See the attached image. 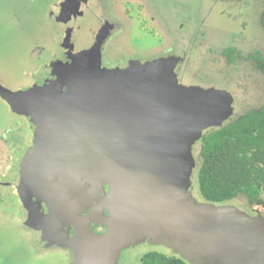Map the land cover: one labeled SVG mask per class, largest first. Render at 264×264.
Wrapping results in <instances>:
<instances>
[{
  "label": "rangeland",
  "instance_id": "374dc122",
  "mask_svg": "<svg viewBox=\"0 0 264 264\" xmlns=\"http://www.w3.org/2000/svg\"><path fill=\"white\" fill-rule=\"evenodd\" d=\"M71 1L0 0V87L17 89L31 84L33 78L36 80L41 78L40 97L43 100L46 97V105L50 108L46 110L40 106L36 110V117L40 121L53 118V113H50L52 111L56 113L63 110L66 101L62 99L63 97L75 103L79 97L86 95V82H80L84 75L67 66L66 58L57 54L47 63L51 54L56 52V31L52 15L63 10L64 4ZM101 2L113 13L116 10L124 18L128 29L126 37L119 39L123 43L122 47H113L116 43L112 41L104 57L100 50L97 51L98 81L101 85L99 89L92 91L93 96L106 90L108 81L115 75V70L118 72V69L130 65L158 60L163 67L173 72L175 83L185 87L196 86L197 66L198 78L203 85L217 83L218 87L207 88L226 90L232 95L234 119L250 110L264 107V73L261 70L256 71L250 62V56L257 54L256 50L261 51L263 55L261 57H264L263 0H101ZM146 3L158 4V10L170 23L180 41L181 33L175 29L176 25L187 26L185 14L192 15L190 17L198 26H194L195 31L190 32L191 36L194 35L193 46L196 49L187 45L180 49L181 46L178 47L177 43H170L172 38L170 31L163 42L159 41L158 35L151 36L141 32L139 22L142 19L138 22L136 14L138 11L146 14ZM154 9L157 10L155 7ZM147 18V16L143 18V23H147ZM79 23L82 30L77 33V49L85 47L87 36L85 27L87 19ZM188 24L190 30L191 22ZM183 32L186 34L185 39H188L189 34ZM164 33L166 34L165 31ZM227 47H233L237 51L234 54L236 61L231 65L227 64L222 53ZM39 51L40 58L35 60L34 57ZM178 52L189 54L180 75L178 68L182 64V56ZM123 59L126 60L120 63L119 61ZM80 84L83 85V91L79 90ZM89 90L91 91V87ZM57 103L61 109L56 108ZM19 109L18 113L24 115H30L28 112L35 111L34 108L25 105ZM9 114L6 105L0 100V130L7 125L8 128L14 129V117ZM47 115L49 117L46 118ZM38 125L34 128V150L37 155L23 159L18 175L7 179L9 184L0 180V264H141L140 257L157 247L171 251L175 257L190 264L176 250L175 241H181L180 238L174 237L170 232L155 233L146 225L139 224L133 216L134 223L129 221V228L125 230L120 223L121 219L114 217L103 207L104 203L100 197L93 203H87L86 196L85 199L83 196L80 199L72 196V186H67L55 172L62 164L56 166L53 163L54 157L51 152L49 155L39 152L43 150L39 147L43 144L41 139L46 138V134L38 135L41 126L38 128ZM11 136L13 133L9 138ZM153 137L151 134V138ZM79 150L78 153L74 152L71 158L72 162H75L72 172L75 175L81 173L86 166L84 152ZM193 155L196 165L190 177L191 193L198 201H204L198 192L196 179L200 164L198 143L193 147ZM5 178L3 179L6 180ZM12 186L16 192L21 193L20 205L17 204L16 198L19 195L9 191L12 190ZM105 191H108L106 187ZM223 205H232L250 215L264 216V210L260 206H251L243 195ZM69 207L76 208V211L70 212ZM86 211H88L86 217L79 215ZM57 218L69 220V223L75 226L78 224L79 235L71 239L67 233L55 232L54 229L59 225ZM97 224L104 226L105 232H97L93 228ZM116 229L119 230L118 237L111 240L110 236L116 233Z\"/></svg>",
  "mask_w": 264,
  "mask_h": 264
},
{
  "label": "water",
  "instance_id": "95a60500",
  "mask_svg": "<svg viewBox=\"0 0 264 264\" xmlns=\"http://www.w3.org/2000/svg\"><path fill=\"white\" fill-rule=\"evenodd\" d=\"M97 51L93 46L66 59L67 66L84 75L85 97L75 103L63 97L64 111L50 112L51 119L48 112L43 121L33 117L41 125L38 135L46 134L39 152H51L53 163L62 164L55 172L72 186V196H86L87 203L100 197L125 230L133 216L155 233L170 232L180 238L176 250L190 264H264L263 215L198 201L191 193L193 147L206 130L221 127L233 115L232 95L218 88L181 86L157 60L115 70L106 90L93 96L101 85ZM41 92L39 84L15 92L0 87L14 108L49 110ZM56 108L61 109L59 103ZM78 149L86 166L75 175L71 158ZM35 155L33 149L26 158Z\"/></svg>",
  "mask_w": 264,
  "mask_h": 264
},
{
  "label": "flooded vegetation",
  "instance_id": "af4514ba",
  "mask_svg": "<svg viewBox=\"0 0 264 264\" xmlns=\"http://www.w3.org/2000/svg\"><path fill=\"white\" fill-rule=\"evenodd\" d=\"M156 3V2H155ZM158 4H154V5H150V3H146L145 4V11L146 14L143 12L141 13L140 11L135 12V8H134V12L135 14L138 16V22L140 21V19L143 20L144 17H148V21L147 23H143V21L141 20V22H139V29L141 30V32H144L145 34L148 35H153V36H159L160 37V42H163V40L167 39L168 35V31H170V35H171V42L170 43H177L178 47H180V49L182 47H184L185 45H187L189 48L194 49L195 46H193V42H194V35L191 36L190 32L195 31L194 26L196 27L197 24L194 22V19L190 16V14L186 13L184 10V12L187 14H185V22L187 24V26L184 27L183 24L181 25H176V30L179 31L181 33V41L180 39L174 34L173 29L171 28L170 23H168V21L164 18L163 14H161V12L158 10ZM177 4H175L176 6ZM144 7V6H143ZM154 7L157 9L155 10ZM183 8V7H182ZM185 8V6H184ZM140 13V15H138ZM114 14V15H113ZM146 15V16H144ZM53 21L55 23V27H54V31H56V38H55V48H56V52L51 54V58H49L47 60L48 62H51V60L54 59L55 56H57V54H60L61 56H63L64 58L68 59L70 58L72 55H75L76 53L80 52V51H89L93 46H98L100 49V51L102 52V55L104 57V54L108 51L110 43H113L112 41H114L113 47L115 48H119L123 46V43L120 42V37H126V33H127V23H125L124 18L119 15L118 12H116V10H114V13L111 11V9H109V7L105 6L101 0H72L70 3H65L64 4V9L63 10H59L58 12L56 11V13H54L52 15ZM84 19H87V24L85 25L86 29H87V36H86V43H85V47L81 48V49H77V40H78V32L80 30H82L81 28V24L79 22L83 21ZM146 20V19H145ZM191 22L192 27L189 30L188 27V23ZM198 27V26H197ZM123 28L124 31L122 30ZM84 29V28H83ZM189 30V31H188ZM164 31L166 32V34L164 33ZM186 31L189 34V38L185 39L186 34L183 32ZM167 35V36H166ZM120 39V40H119ZM124 48V47H123ZM227 48H233V47H227ZM226 48V49H227ZM179 49V50H180ZM196 49V48H195ZM234 49V54H236V49ZM122 50V49H120ZM199 50L197 49V52ZM225 49L222 51V53L224 54V56L226 57V62L227 64L231 65L233 64L236 59L233 62H229L228 58L226 56V54L224 53ZM257 54L251 55L250 56V62L252 64V66L255 67L256 71H260L261 70V63H262V59L263 56L261 51L256 50ZM36 54V52H33ZM32 53V56H33ZM39 54L37 56L34 57V59H39L40 58V51L38 52ZM182 56V64L179 66L178 68V75H180V70L181 68L184 66V63L187 62L188 58V52H183V53H179ZM197 55H195L196 58ZM126 59H123L121 61H119L120 63H123V61H125ZM119 65V64H118ZM194 65V64H193ZM114 66V65H113ZM113 66H108V68L113 67ZM51 67V64L49 66V68ZM48 68V69H49ZM38 70V69H37ZM262 71V70H261ZM196 76L195 79H197V81H195V85L196 86H201L204 88L207 87H218L216 84H210V85H203L204 83L200 80V78H198V74H199V68L197 69L196 66V70H195ZM41 79V78H40ZM39 80H36L33 78V81L31 84H29L28 86L25 87H19L17 89H8L4 86H1V88L5 89V90H9V91H18L20 89H25V88H30L32 86H35L37 84H39L40 82ZM38 81V82H36ZM214 83V82H213ZM220 88V87H219ZM0 100H2V102L6 105L7 107V113H10V116H13L11 118H13V120L15 121V123L13 124V128H8L7 126H3L2 129L0 130V150H1V155H0V180H2L3 182H6L7 184H9V181L7 179H11L10 177L15 178L18 173H19V169L21 168V163L23 162V159L26 158L27 154L33 149H35V132H34V128H35V123L33 120V117L36 116V110L37 108H34L33 106H30L32 108L35 109L32 110V112H28L30 113V115H24L22 113H18L20 111L19 108H14L12 106V104L8 103V101L6 99H4L1 95H0ZM28 105V104H27ZM29 106V105H28ZM31 114L33 116H31ZM13 133V136H11V138H9V135ZM6 177V178H5ZM3 178H5L6 180H4ZM1 183V182H0ZM11 185V184H10ZM12 190L10 189V192L15 193L17 196V201H18V205H20L21 201L20 198L21 197V193L19 191H15L14 190V186H12ZM108 188L106 187V190ZM14 194V195H15ZM88 211L86 212H82L81 214H79L80 216H87ZM77 218V217H75ZM57 221L59 223L58 227L54 229V231L59 232V233H67V235L72 239V238H76L79 235V225L76 224V226L73 223H69V220H61V218H57ZM93 228L99 232H105L106 228L102 225H94ZM151 252H156L158 254H161L165 257H170V258H176V259H181L178 257H175L173 255V253L171 251L165 250V249H161L160 247H157L156 249L153 250H149L147 252H145L141 257H140V261L141 264L143 263V256L146 255L147 253H151ZM173 255V256H172ZM184 261V260H183ZM184 264H187L184 261Z\"/></svg>",
  "mask_w": 264,
  "mask_h": 264
},
{
  "label": "trees",
  "instance_id": "16d2710c",
  "mask_svg": "<svg viewBox=\"0 0 264 264\" xmlns=\"http://www.w3.org/2000/svg\"><path fill=\"white\" fill-rule=\"evenodd\" d=\"M224 53L230 63L235 60L233 48ZM261 64L264 73V57ZM198 144L200 164L196 179L202 199L224 204L243 195L251 206L264 210V107L235 119L231 116L221 127L205 131ZM142 259L144 264H184L182 259L156 252L147 253Z\"/></svg>",
  "mask_w": 264,
  "mask_h": 264
}]
</instances>
